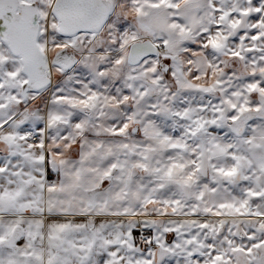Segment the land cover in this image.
Returning <instances> with one entry per match:
<instances>
[{
  "label": "snow or ice",
  "instance_id": "obj_1",
  "mask_svg": "<svg viewBox=\"0 0 264 264\" xmlns=\"http://www.w3.org/2000/svg\"><path fill=\"white\" fill-rule=\"evenodd\" d=\"M0 264H264V0H0Z\"/></svg>",
  "mask_w": 264,
  "mask_h": 264
}]
</instances>
